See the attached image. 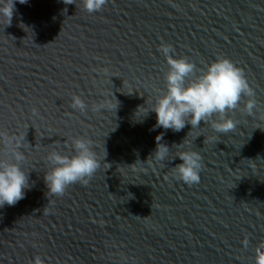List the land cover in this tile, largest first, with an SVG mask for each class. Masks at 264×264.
Instances as JSON below:
<instances>
[{
	"label": "water",
	"instance_id": "1",
	"mask_svg": "<svg viewBox=\"0 0 264 264\" xmlns=\"http://www.w3.org/2000/svg\"><path fill=\"white\" fill-rule=\"evenodd\" d=\"M13 3L11 25L0 17V130L26 132L31 188L0 208V264H32L37 255L43 264H256L264 244V0H107L91 14L63 0ZM161 44L197 69L230 60L254 93L253 114L227 113L238 122L227 134L203 123L191 132L153 129L156 114L144 115L165 90ZM73 95L85 113L71 107ZM113 95L116 111H92L115 105ZM160 133L169 159L189 149L202 156L198 184L177 178L178 158H149ZM78 137L92 141L100 169L86 186L48 195V154L73 155Z\"/></svg>",
	"mask_w": 264,
	"mask_h": 264
},
{
	"label": "clouds",
	"instance_id": "2",
	"mask_svg": "<svg viewBox=\"0 0 264 264\" xmlns=\"http://www.w3.org/2000/svg\"><path fill=\"white\" fill-rule=\"evenodd\" d=\"M18 2L25 4L27 0H18ZM63 3L82 6L84 11L91 14L101 11L107 0H81L79 5L76 0H63ZM14 12L13 0H0V17L6 21V26L11 25ZM158 50L166 59L168 71L165 74V90L157 96L153 106L144 115L146 117L149 112L156 114L153 129L158 127L180 132L186 125H190L189 132H191L203 123L211 124L216 133L227 134L234 132L238 123L228 118L227 113L242 110L249 115L253 114L257 104L254 93L242 70L230 60L219 58L207 65L206 69H197L196 65L186 58H174L170 54L174 52L171 45L161 44ZM244 97L248 99L245 101ZM71 99L73 109L81 113L88 110L89 106L79 96L73 95ZM113 99L116 101L115 105H112L111 101H104L93 104L92 111H100L104 108L116 111L119 101L114 95ZM33 114L38 115L35 109ZM214 116L217 119L213 120ZM188 133L182 142H186ZM25 137L26 132L21 135L0 130V208L5 205H16L25 198V190L31 188L28 172L23 167L26 155L22 149L28 144ZM162 140L163 133L155 137L156 147L149 158L161 165L178 158L182 163L173 167L177 178L189 186L198 184L202 156L197 151L189 149L180 151L178 155L169 159L171 149L166 143H162ZM72 147L74 154L71 156L55 150L48 154L47 160L52 167L43 177L48 195L62 197L69 186L76 183L86 186L100 169L101 161L93 151L91 140L85 137L73 138ZM242 244L247 247V238ZM261 249H264V244H261L256 251V264H264V251ZM32 264H43V260L37 255L33 257Z\"/></svg>",
	"mask_w": 264,
	"mask_h": 264
}]
</instances>
